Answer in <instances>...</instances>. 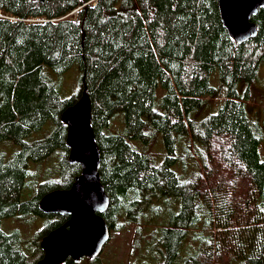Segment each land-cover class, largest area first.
I'll return each mask as SVG.
<instances>
[{
  "label": "trees",
  "instance_id": "trees-1",
  "mask_svg": "<svg viewBox=\"0 0 264 264\" xmlns=\"http://www.w3.org/2000/svg\"><path fill=\"white\" fill-rule=\"evenodd\" d=\"M0 12V143L14 148L10 158L0 150V220H45L31 241L0 228V264H35L42 237L68 218L43 214L38 203L80 173L68 160L61 115L83 91L110 231L138 224L135 241L150 244L142 222L150 211L156 264H264V130L246 109L264 61V7L251 18L257 34L242 43L223 27L218 0H0ZM74 64L79 97L66 99L46 68L62 73ZM203 149L216 159L202 177L195 158ZM185 156L197 166L186 175L178 171ZM49 157L58 176L23 199L38 176L31 165Z\"/></svg>",
  "mask_w": 264,
  "mask_h": 264
},
{
  "label": "water",
  "instance_id": "water-1",
  "mask_svg": "<svg viewBox=\"0 0 264 264\" xmlns=\"http://www.w3.org/2000/svg\"><path fill=\"white\" fill-rule=\"evenodd\" d=\"M220 20L228 35L242 43L257 34L251 21L264 0H218ZM61 121L67 127L68 160L80 166L68 188L49 191L41 196L38 207L43 214L68 215L66 221L45 234L41 241L42 256L35 264H62L96 257L110 237L102 217L109 206V196L99 177L101 157L91 126V102L83 91L67 107Z\"/></svg>",
  "mask_w": 264,
  "mask_h": 264
},
{
  "label": "rangeland",
  "instance_id": "rangeland-1",
  "mask_svg": "<svg viewBox=\"0 0 264 264\" xmlns=\"http://www.w3.org/2000/svg\"><path fill=\"white\" fill-rule=\"evenodd\" d=\"M72 17H76V12L71 14ZM33 21V20H31ZM46 73L48 79L53 81L56 84L59 94L63 98H71L72 96L78 95L80 89V69L77 64L72 65L69 69L62 73H55L50 68H46ZM213 77H216V74H213ZM215 87L220 88L221 83L214 79ZM240 94L242 93V86L240 85ZM79 97V95H78ZM79 99V98H78ZM218 98H211L209 100L210 109L212 103L216 104ZM246 109L251 119L257 120L259 125L264 130V61L260 63L259 71L257 78L254 82L252 89V95L249 101L246 102ZM49 126V123L45 124V127ZM49 126L48 129H50ZM122 127H118L117 123H114L112 130H119ZM221 145L223 142L221 141ZM223 147V146H222ZM0 150L4 151L8 158L11 157L14 148L11 143L2 142L0 143ZM224 150V148H222ZM155 152V151H154ZM259 152L264 160V138L261 141L259 146ZM152 153V152H149ZM209 149H203L202 159L195 158L199 161L200 165L203 166L206 170L202 174V177L205 175H210L213 168H215V159L214 155L209 157ZM54 156H58V153L55 152ZM184 158L178 165V171L186 175L197 169V166L194 162L195 159ZM49 159L52 161L53 157H49L46 160L42 161L40 164H32V171H37V177L33 178L29 187L23 190L22 198H30L36 192V184L40 183L42 180L48 176L57 177L58 172L56 171L53 164L49 162ZM220 169L222 172H228V166L223 162L221 157H219ZM58 165V163H57ZM252 189L247 187L246 193L251 194ZM251 199V196H250ZM248 199V201L250 200ZM160 204V203H158ZM250 205L251 202L242 203L239 206L244 209L246 205ZM240 209V208H239ZM239 209L237 211H239ZM165 210V205H161V211ZM150 211L146 214H142L143 217V230L148 234L151 239V243L148 244V241L137 242L135 241V229L139 226L138 224H127L124 228L119 231H110V237L108 241L104 244L100 253L93 258L84 256L78 261L73 263H62V264H156L159 257L158 252L156 251L158 235L155 233V228L157 226V217L152 214L150 217ZM149 217V218H148ZM120 220L126 223V220L123 217H120ZM167 217L163 213V216L158 219V221L166 222ZM141 222V223H142ZM45 220L43 217L35 216L30 218L29 216L21 217H11L4 218L0 220V228L7 232H18L22 240L31 241L35 237L36 233L44 227ZM215 224V223H214ZM216 264V263H213Z\"/></svg>",
  "mask_w": 264,
  "mask_h": 264
},
{
  "label": "bare ground",
  "instance_id": "bare-ground-1",
  "mask_svg": "<svg viewBox=\"0 0 264 264\" xmlns=\"http://www.w3.org/2000/svg\"><path fill=\"white\" fill-rule=\"evenodd\" d=\"M47 215H59V214H47Z\"/></svg>",
  "mask_w": 264,
  "mask_h": 264
},
{
  "label": "built area",
  "instance_id": "built-area-1",
  "mask_svg": "<svg viewBox=\"0 0 264 264\" xmlns=\"http://www.w3.org/2000/svg\"><path fill=\"white\" fill-rule=\"evenodd\" d=\"M1 16V15H0Z\"/></svg>",
  "mask_w": 264,
  "mask_h": 264
}]
</instances>
